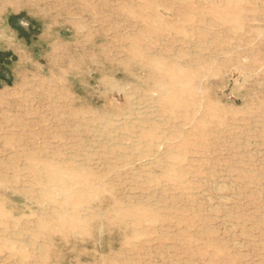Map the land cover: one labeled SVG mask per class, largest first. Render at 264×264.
Wrapping results in <instances>:
<instances>
[{"label": "rangeland", "instance_id": "obj_1", "mask_svg": "<svg viewBox=\"0 0 264 264\" xmlns=\"http://www.w3.org/2000/svg\"><path fill=\"white\" fill-rule=\"evenodd\" d=\"M0 264H264V0H0Z\"/></svg>", "mask_w": 264, "mask_h": 264}, {"label": "bare ground", "instance_id": "obj_2", "mask_svg": "<svg viewBox=\"0 0 264 264\" xmlns=\"http://www.w3.org/2000/svg\"><path fill=\"white\" fill-rule=\"evenodd\" d=\"M111 131V130H110ZM115 138V137H114ZM223 188V187H222Z\"/></svg>", "mask_w": 264, "mask_h": 264}]
</instances>
